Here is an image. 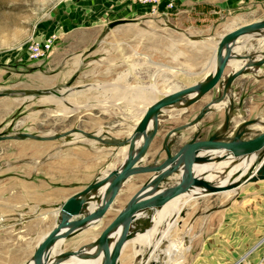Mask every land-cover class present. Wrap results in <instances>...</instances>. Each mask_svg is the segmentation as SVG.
I'll return each mask as SVG.
<instances>
[{"label":"rangeland","instance_id":"obj_1","mask_svg":"<svg viewBox=\"0 0 264 264\" xmlns=\"http://www.w3.org/2000/svg\"><path fill=\"white\" fill-rule=\"evenodd\" d=\"M64 2L0 0V63H8L0 64V92L21 90L0 97V103L8 102L0 106V135L63 134L47 140L0 139V264H26L37 242L54 225L57 207L64 199L122 162L126 147L87 138L71 132L73 128L99 138H128L139 114L152 100L203 79L214 56L213 48L205 46H210L209 41L202 43L183 36L185 42L197 44L196 49L190 45L188 54L182 47L178 57L166 56L165 63L173 66L158 65L141 52L140 42L141 18L154 14L133 1L135 14L124 23L111 27V22L104 24L89 42H84L81 35L62 38L45 59L26 60L25 42L42 36L51 12ZM219 2L224 10L215 23L212 47L219 35L264 19V0ZM260 37L243 34L235 38L233 46L239 49L233 52L234 59L246 64L248 58L239 56L264 54V39ZM252 68L256 71L239 75L222 98L223 102L230 101L229 111L221 105L209 110L196 124L176 132L169 139L170 151H176L195 134L198 140L213 135L226 139L244 127L241 138L249 139L264 131V63ZM230 71L228 61L218 84L197 101L186 108L168 106L156 114L157 132L143 155L142 165L156 157L157 164L165 159L162 142L166 133L191 121L219 96L223 91L221 81ZM140 94L147 98H139ZM226 117L229 120L225 129ZM248 121L252 123L244 126ZM182 171L170 174L160 185H174ZM192 171L190 168V174ZM150 175L129 177L99 223L78 231L83 232L73 244L62 241L59 251L75 250L92 242ZM205 192L180 196L176 201V224L168 236L160 233L166 225L162 218L151 240L140 242L133 237L149 231L153 224L127 241L117 264H138L140 260L144 261L140 264H170L168 259L176 252L174 249L170 253V246L173 248L174 240L179 238L189 245L182 264H239L243 259L264 264V177L233 190Z\"/></svg>","mask_w":264,"mask_h":264},{"label":"water","instance_id":"obj_2","mask_svg":"<svg viewBox=\"0 0 264 264\" xmlns=\"http://www.w3.org/2000/svg\"><path fill=\"white\" fill-rule=\"evenodd\" d=\"M125 20H115L109 24V27L124 23ZM264 28V19L246 23L237 26L222 35H219L216 44L213 48L215 53V68L212 73L205 79H201L191 85L174 89L165 93L162 97L152 100L146 108L143 116L135 125L131 135L128 138L119 139L108 136L107 138H99L98 136L82 131L80 128H73L71 132L82 133L85 137L100 140L102 143L114 147H126L125 160L120 167H116L106 171L98 177L91 180L81 190L68 196L58 207L56 211V219L52 228L37 242L30 258L31 264H62L68 257L82 259H99L102 257L101 264H117L118 257L123 246L137 233L145 231L148 226L153 224V215L149 220L139 222L131 233V223L136 217L139 210L157 211L172 199L182 195L192 184L198 183L202 185L207 194L222 191L233 190L241 184L249 181L251 175L264 160V131L249 139H242L241 135L244 127H241L233 138L210 136L206 140H198L197 134L180 146L176 151L172 152L169 148V139L176 132L196 124L209 111L210 106L222 100L228 87L233 81L250 66H258L264 63V58L257 61H248L246 64L235 71H230L224 79L223 91L219 96L214 98L210 103L202 107L197 115L188 122L176 126L169 130L164 136L162 142V150L165 152V159L157 164L156 157L150 164L142 165L141 161L146 152L152 138L157 132L156 118L147 132V127L152 117L168 105L179 101L180 97L186 94H193L187 101L186 106L197 101L206 92L211 90L220 81L224 68L228 61L233 57L231 46L234 39L246 34L249 31ZM250 56V55H249ZM247 56H239L248 58ZM21 90L9 89L0 92L1 96H6L11 93H17ZM33 93L35 91H27ZM228 118L225 119V129L227 127ZM252 121L244 123V126L251 124ZM68 134V133H67ZM63 134H56L51 137L38 136L28 132H18L13 135H0V139H24L30 138L35 140L53 139ZM142 135L143 139L140 145L136 146V139ZM203 148L218 149L221 152L218 154L198 155V151ZM247 153H255L254 159L243 172L238 170L235 172V177L225 184H212L208 181L190 175V167L194 161H204L215 163L227 157L243 155ZM183 165L182 177L172 186L163 187L160 185L167 176L174 172H178L179 167ZM138 173H151L149 178L137 190L126 204L119 210L116 216L107 224L100 234L87 245L81 246L75 250L59 251L55 246L58 241L76 234L81 228L93 219L102 217L112 204L122 181ZM264 177V176H260ZM104 189L103 199L101 203L93 210H87V205L90 198L87 196L92 190ZM147 221V222H146ZM121 227V231L113 244L110 243L112 233ZM91 247L92 251L82 254L81 250ZM51 252L53 254L51 255ZM50 256L53 259L50 261ZM88 256V257H87Z\"/></svg>","mask_w":264,"mask_h":264},{"label":"crops","instance_id":"obj_3","mask_svg":"<svg viewBox=\"0 0 264 264\" xmlns=\"http://www.w3.org/2000/svg\"><path fill=\"white\" fill-rule=\"evenodd\" d=\"M133 1L138 4L136 0H65L60 8L51 12V20L45 24V31L40 38L36 39L42 40L53 33L57 36L54 45L58 40L62 38L67 40L73 35H81L84 42H89L101 31L104 24L115 20H128L132 17L135 14ZM216 1L175 0L174 7L167 12L163 11L164 14L142 17L141 52L155 60L158 65L170 67L174 63H165L166 56L178 57L182 47L188 54L191 52L190 45L192 44L182 40L183 36L191 37L193 41L196 38V41H202V43L209 41L210 46L205 45L206 48L210 50L214 48L211 46L213 42L210 39H215L214 34L217 27L215 23L221 19L224 10L223 3L219 2L220 0ZM138 5L145 7L149 13L148 6ZM142 12L145 13V9ZM159 15L163 18L158 19ZM196 45H192L193 49H196ZM0 64L8 65L4 62ZM208 72L209 70L204 71L203 74ZM157 223L158 221L153 223L152 233ZM82 232L69 236L63 242L67 245L73 244L74 239ZM78 264L92 263L78 262Z\"/></svg>","mask_w":264,"mask_h":264},{"label":"bare ground","instance_id":"obj_4","mask_svg":"<svg viewBox=\"0 0 264 264\" xmlns=\"http://www.w3.org/2000/svg\"><path fill=\"white\" fill-rule=\"evenodd\" d=\"M251 34L259 35V36H261L260 38L264 39V28H260V29L249 31L245 35H251ZM238 49L239 48L237 46L234 47L233 43H232V46H231V49H230L231 53L233 55V57L230 59V64L232 66V71H235L236 69H238V68H240V67L245 65L242 61H240L238 59L237 60L234 59L235 55H234L233 52H237ZM261 58H264V54L255 55L254 57L249 56L248 57V61H252L253 62V61H257V60H259ZM215 61L216 60H215V53H214L212 63L209 66V69H208L209 72L203 77V79L207 78L212 73V71L215 68V63H216ZM242 64H244V65H242ZM252 67H254V66L247 67L245 69V71L247 72V71H250V70H252V71L255 70ZM221 82H222L221 85H223L224 80L221 81ZM137 89L138 90H142L143 88L139 87ZM146 90L148 91L149 89L147 88ZM191 96H193V94L183 95L182 97H180L178 102H176L174 104H171V105H168V106L175 105V106H178L180 108H186V101ZM138 97L139 98H144V97L147 98V95L144 96V94L143 95L140 94ZM44 100H46V99H44ZM7 104H8V102L6 101V104L0 103V106H4V105H7ZM11 104H12V102H11ZM221 105H223V107L225 108V110L227 112L231 108L230 101H226V102L220 101V102H218L216 104L211 105L210 109H215V108H217V107H219ZM147 107H145L142 110L141 114H139L140 115L139 116V120L143 116V114H144V112H145ZM154 121H155V117H152L150 119L149 124H148L147 132L151 129ZM224 128H225V126H224ZM142 139H143L142 135H140L136 139V141H135L136 146L141 144ZM220 152L221 151L218 150V149L203 148L200 151H198L197 154L202 156V155H205V154H218ZM123 153H124L123 154V160H122V162L120 163V165L118 167L122 166V164H123V162L125 160L126 151L124 150ZM254 156H255V153H247V154H243V155L227 157L226 159L220 160V161L215 162V163H209V162H204V161H194L191 164V167H190L191 170H193L190 175H193V176H196L198 178L204 179V180H206V181H208L209 183H212V184H225V183L230 182L235 177V175H236L235 172L237 170L240 173L243 172L247 168V166L252 162V160L254 159ZM180 169H183V165H181L179 167L178 171ZM260 176H264V160L260 163V165L254 171L253 175H251L249 180L257 179ZM125 181H122L121 186L125 183ZM205 190L206 189L202 185H200L198 183H195V184H192L180 196H183V195L186 194L189 197V196L195 195V194L200 193V192L205 191ZM103 191H104V189H98V190H92V191H90L88 193L87 196L90 198V202L87 205V210H93L101 203V201L103 199V194H104ZM205 193H207V192H205ZM180 196H178V197L172 199L171 201H169L168 203H166L162 208H160L157 211H155L154 214L150 210H139V211H137L136 217H135L134 221H132V223H131V233H134V229L136 228V225H138L139 222H143L144 223L145 220H149L150 216L153 215V223H156L157 221L159 222L160 219H162V218L165 219V221H166L165 224L166 225L164 227V230L162 232H160V233L163 234L165 237H167L168 236V232L170 231V229L172 227H174L175 224H176V216H177V214L179 212V208H178V205H177L178 202L176 203V201H178V198ZM100 218L93 219L90 222L86 223L81 228V230L86 228V227H90V226L95 225L96 223H98L100 221ZM120 231H121V227H118L112 233L111 241H110L111 244H113L114 240L117 239V237L120 234ZM154 231H155V229H154ZM153 233H152V230L150 229L147 232H144L142 234L136 235L135 237H133V239H139L140 242L142 240H144V239L151 240L150 236ZM156 241L159 242L160 238L158 240H156ZM157 242L155 244H157ZM174 242H175V245L173 246V248H172V246H170V250H171L170 253L172 251L174 253L175 252L174 249H176V252H175V254H174L172 259H170L171 256L169 257L168 261L170 262V264H182L184 262V260H185V255H186V252L188 251L189 245L187 244L186 240H183L182 238L174 240ZM61 243H62L61 241H58V242L55 243V246L56 247L58 246L57 250H59ZM91 251H92L91 247H86V248L81 250V253L82 254H86V253L91 252ZM52 259H53V256H50V260H52ZM66 259H68L66 264H78V262H85V263L89 262V263H92V264H101V262H102V257H100L99 259H96V260L91 259V258L82 259L80 257L79 258L68 257ZM64 261L62 262V264H64ZM141 262H144V261L140 260V262H138V264H140ZM135 263H136V261H135ZM26 264H31V260L29 259Z\"/></svg>","mask_w":264,"mask_h":264},{"label":"built area","instance_id":"obj_5","mask_svg":"<svg viewBox=\"0 0 264 264\" xmlns=\"http://www.w3.org/2000/svg\"><path fill=\"white\" fill-rule=\"evenodd\" d=\"M138 4L149 7L152 14H164L163 11L172 9L175 5V0H136ZM57 39L56 34H50L42 40L30 38L25 42V58L28 61H40L45 59L51 53L54 43ZM241 262V261H240ZM239 264H251L243 259Z\"/></svg>","mask_w":264,"mask_h":264}]
</instances>
